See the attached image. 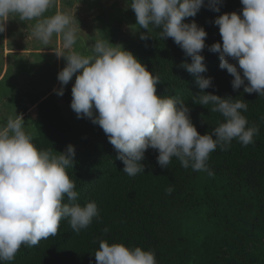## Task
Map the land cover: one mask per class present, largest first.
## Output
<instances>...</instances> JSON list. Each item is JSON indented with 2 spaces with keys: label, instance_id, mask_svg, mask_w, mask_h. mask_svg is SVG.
I'll use <instances>...</instances> for the list:
<instances>
[{
  "label": "clouds",
  "instance_id": "obj_1",
  "mask_svg": "<svg viewBox=\"0 0 264 264\" xmlns=\"http://www.w3.org/2000/svg\"><path fill=\"white\" fill-rule=\"evenodd\" d=\"M205 0H131L140 28L150 25L161 29V38H172L191 63L180 67L196 76L201 90L193 95V103L211 105V112L220 113L224 122L212 133L201 135L190 118V109L174 96L156 95L158 75L121 45L96 40L90 47L92 54L81 55L72 51L77 41L76 16L56 12L45 17L56 0H0V33L5 32L7 21L18 17L20 21H35L31 36L48 45L54 35L61 38L62 49L55 51L67 63L58 73L63 96L64 87L76 75L71 89V109L77 118H89L99 125L109 142L118 152L117 158L125 165L128 176L144 173L141 161L151 148L158 150L157 162L167 168L173 157L182 167L194 171H211L207 161L218 147L229 150L236 139L242 146L254 143L258 126H248L242 111L247 103L231 97L204 93L212 86V78H204V57L207 32L193 20L204 6ZM221 0H209L212 11L219 12ZM242 13H225L215 19L221 43L208 50L219 54L221 69L234 77L232 88L243 87L244 93L264 96V0H241ZM141 40L149 35L141 34ZM229 58L236 63H230ZM247 82V83H246ZM264 120V117H261ZM32 136L25 131L22 115L9 117L0 126V261H12L21 245L36 246L42 239L57 234L62 218H68L71 228L79 234L87 229L93 218L99 219L95 201L81 206L75 203L78 192L67 169L74 168L75 148L68 145L64 152L53 154L38 150ZM171 194L173 188H166ZM65 196L68 203H64ZM105 233L109 231L106 227ZM97 264H157L155 253L140 247L129 248L122 243L99 242L94 254Z\"/></svg>",
  "mask_w": 264,
  "mask_h": 264
},
{
  "label": "trees",
  "instance_id": "obj_2",
  "mask_svg": "<svg viewBox=\"0 0 264 264\" xmlns=\"http://www.w3.org/2000/svg\"><path fill=\"white\" fill-rule=\"evenodd\" d=\"M208 5L205 0L196 16L184 21L194 20L207 32L201 53L207 70L200 75L211 77L212 86L203 91L247 103L242 115L249 127H259L254 143L245 147L234 139L229 150L218 147L207 161L211 175L182 167L176 157L162 168L157 162L158 150L149 148L141 161L144 173L128 176L102 128L89 118H77L71 109L72 88L68 84L63 96L28 98L22 116L25 124L30 122L26 132L33 144L53 154L74 146L75 165L67 173L78 192L75 203L84 206L95 201L99 219L94 217L91 225L77 234L69 219L62 218L56 235L36 246L21 245L14 260L0 264H97L94 254L101 240L152 251L157 264H264V96L244 93V86L234 91V77L219 67V54L208 50L214 43L222 44L215 19L225 13L241 14V0H221L219 12ZM160 32L151 25L144 29L149 39L142 40L133 55L159 76L157 96L182 100L198 133H212L224 117L211 112V105L193 103V95L201 91L196 76L180 67L190 64L191 58L172 38H161ZM106 38L110 41L112 37ZM229 62L236 63L231 58ZM0 89L6 96L11 90ZM169 186L173 191L166 194ZM63 202H69L66 196ZM196 213L203 219L199 233L190 232L183 223L194 221ZM106 227L107 233L103 231Z\"/></svg>",
  "mask_w": 264,
  "mask_h": 264
},
{
  "label": "rangeland",
  "instance_id": "obj_3",
  "mask_svg": "<svg viewBox=\"0 0 264 264\" xmlns=\"http://www.w3.org/2000/svg\"><path fill=\"white\" fill-rule=\"evenodd\" d=\"M131 0H56L45 17L56 12H66L77 22V41L72 51L81 55L92 54L91 45L96 40L107 41L121 45L132 54L140 46V35L144 29L137 24L134 11L129 7ZM35 21H20L12 17L7 21L6 30L0 33V88L10 87L6 96L0 89V126L7 119L22 115L23 103L28 98H47L55 95L60 82L58 73L66 66L63 57H57L55 51L62 50L61 38L54 35L48 45H44L31 36L32 25ZM68 85L72 88L76 75ZM8 85V86H7ZM12 97L8 99V97ZM27 125V126H26ZM30 122L25 124V131H30ZM194 221L185 220L183 223L190 227V232H201L202 217ZM187 219L190 216L184 215ZM196 219V220H195Z\"/></svg>",
  "mask_w": 264,
  "mask_h": 264
}]
</instances>
